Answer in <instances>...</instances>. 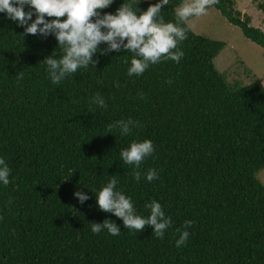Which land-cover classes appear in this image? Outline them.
<instances>
[{
  "label": "trees",
  "instance_id": "trees-1",
  "mask_svg": "<svg viewBox=\"0 0 264 264\" xmlns=\"http://www.w3.org/2000/svg\"><path fill=\"white\" fill-rule=\"evenodd\" d=\"M125 2L114 0L101 16ZM159 2L134 0V10ZM182 2L164 6L166 23H175ZM213 6L264 47V30L235 0ZM258 9L264 14V0ZM182 26L188 38L179 63L129 76L133 54L107 52L102 43L98 63L54 84L44 61L63 54L55 35H25L0 13V158L11 170L9 185L0 182V264H264V86H230L215 65L226 45ZM97 93L107 108L91 103ZM129 119L140 125L129 135L109 132L108 125ZM145 140L154 152L137 182L120 152ZM149 169L159 178L149 182ZM114 176L137 215L147 218L153 200L161 204L172 220L163 239L99 209L96 195ZM76 192L89 199L81 204ZM106 220L119 236L91 231V223ZM189 220L188 241L177 248V229Z\"/></svg>",
  "mask_w": 264,
  "mask_h": 264
},
{
  "label": "clouds",
  "instance_id": "clouds-1",
  "mask_svg": "<svg viewBox=\"0 0 264 264\" xmlns=\"http://www.w3.org/2000/svg\"><path fill=\"white\" fill-rule=\"evenodd\" d=\"M113 2L114 0H0V13H6L9 19L18 21L20 26L25 27V35H55L63 54L57 59L53 53L44 63L47 65L51 81L59 84L78 69L89 68L98 63L93 60V56L102 43L108 45L107 52L123 50L133 54L128 68L129 76H140L150 65L162 61L179 63L184 56L179 45L188 38V29L182 25H187L193 17L207 14V10L219 0H183L175 10V23H166L160 15L169 0H160L139 15L134 10V0H126L115 14L101 16V10L108 8ZM25 5L34 9V13L26 12ZM34 14L37 18L29 24ZM46 17L50 18V22ZM139 95L141 99L144 98L143 93ZM91 103L107 108L99 93L93 97ZM139 126V122L131 119L120 120L108 125V130L111 132L113 128H118L122 135L127 136L134 127ZM153 152L151 140L134 141L129 148L120 152L122 161L134 166L132 176L137 182L141 179L139 169L142 162ZM10 172L5 160L0 158V182L4 186L10 183ZM115 177H112L96 195L99 209L114 214L123 221L127 229L143 232L146 226H150L154 229V235L163 239L165 231L172 225V220L165 216L161 204L153 200L146 205V208L150 209L147 218L137 215L131 198L116 190L118 180ZM146 178L149 182L158 179L156 169H149ZM74 196L81 204L89 199L81 192L74 193ZM91 225L94 234H99L103 229L112 236L121 234L117 224L110 220L103 224ZM192 226L193 222L189 220L185 221L183 231L177 229L180 233L179 239L176 240L177 248L187 243L190 235L187 229Z\"/></svg>",
  "mask_w": 264,
  "mask_h": 264
},
{
  "label": "rangeland",
  "instance_id": "rangeland-1",
  "mask_svg": "<svg viewBox=\"0 0 264 264\" xmlns=\"http://www.w3.org/2000/svg\"><path fill=\"white\" fill-rule=\"evenodd\" d=\"M259 1L235 0L236 8L251 18V24L264 30ZM188 25L196 34L226 45L215 59V65L230 86H246L254 80H260L264 86V47L247 39L241 29L229 23L214 6L207 14L191 18ZM258 176L264 185V170Z\"/></svg>",
  "mask_w": 264,
  "mask_h": 264
}]
</instances>
